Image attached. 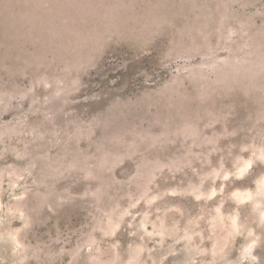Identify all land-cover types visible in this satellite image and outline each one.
<instances>
[{
    "label": "rangeland",
    "instance_id": "374dc122",
    "mask_svg": "<svg viewBox=\"0 0 264 264\" xmlns=\"http://www.w3.org/2000/svg\"><path fill=\"white\" fill-rule=\"evenodd\" d=\"M0 264H264V0H0Z\"/></svg>",
    "mask_w": 264,
    "mask_h": 264
}]
</instances>
